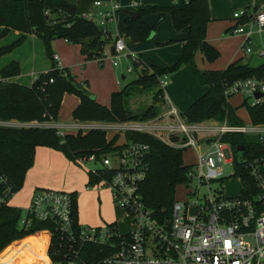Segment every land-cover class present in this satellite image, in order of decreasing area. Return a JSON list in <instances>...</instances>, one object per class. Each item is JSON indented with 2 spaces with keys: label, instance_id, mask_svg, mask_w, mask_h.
Wrapping results in <instances>:
<instances>
[{
  "label": "built area",
  "instance_id": "1",
  "mask_svg": "<svg viewBox=\"0 0 264 264\" xmlns=\"http://www.w3.org/2000/svg\"><path fill=\"white\" fill-rule=\"evenodd\" d=\"M121 11L116 0H93L92 10L82 14L98 26L105 38H114L110 57L114 66L120 54L133 64L141 62L136 52H124L126 38L117 25ZM232 17L237 20L232 34L244 36L241 50L248 54L252 51V31L246 25L255 24L258 32L262 31L264 11L243 8ZM54 58L57 61V55L54 54ZM57 66L63 67L58 62ZM132 70L131 66L126 68L127 72ZM158 83L162 89L167 86L166 73L158 78ZM224 94H240L249 105L258 103L264 98V73L235 79L227 85ZM255 94L262 96L256 98ZM0 127L54 128L61 135L103 129L107 137L115 133L122 135V140L117 141L122 144L119 149L102 155L99 160L94 153L77 160L100 162L88 168L100 176L92 185H105L109 189L113 202L128 217L131 228L121 231L116 220L97 225L81 224L73 215L72 191L36 188L18 223L28 226L32 218L49 222L51 226L28 235L46 233L45 254L50 264H264V152L249 151L243 144L242 149L235 148L223 138L229 133H244L264 143V123L188 122L168 103L164 111L148 119L66 123L0 119ZM127 131L147 133L175 148L193 149L196 154L197 159L188 164L186 180L182 182L187 197L173 200L168 217L155 215L142 199L140 182L148 167L146 158L150 146L145 141L126 140ZM223 163L232 166L229 175L222 172ZM230 175L239 181L236 193L227 194L222 186H209L210 181L221 184ZM14 192L8 176L0 169V209L9 205ZM53 236L57 238V246L64 244L68 249L57 262L48 255ZM84 244L96 248L84 256L81 255Z\"/></svg>",
  "mask_w": 264,
  "mask_h": 264
},
{
  "label": "trees",
  "instance_id": "2",
  "mask_svg": "<svg viewBox=\"0 0 264 264\" xmlns=\"http://www.w3.org/2000/svg\"><path fill=\"white\" fill-rule=\"evenodd\" d=\"M93 0H76L74 4L66 0H0V39L11 30L22 35L9 45H0V58L21 44L29 34L36 35L43 44L44 51L51 61V68L40 73L30 85L10 81L20 73L19 63L10 61L0 67V119H15L21 122L57 120L64 94H74L79 103L72 110L71 116L77 121L118 122L148 119L155 116L159 109L157 104L163 97V89L158 78L177 70L182 65H189L193 75L206 91L200 95L184 113L188 122L205 120L223 121L230 124H242L236 116L237 108L228 103L224 90L235 79L260 76L264 73V63L251 67L240 60L229 63L224 69H202L194 61L195 53L200 51L203 58L212 63L219 57V51L206 41L207 24L210 21L208 0H187L172 2L169 5L143 4L137 9L138 16L125 19L123 34L130 42H145L156 25L169 15L175 30L187 28L182 52L170 66L160 68L156 64L147 67L142 61L134 63L141 72L135 80L127 83L119 91L110 95L109 105H103L89 92L86 85L77 82L65 67L59 68L54 58L53 41L64 39L78 44L81 52L88 58H100L104 47L110 39L105 38L102 31L91 20L82 17L83 13L92 10ZM158 13L157 21L149 25L144 17ZM245 19V18H244ZM243 19V20H244ZM174 40L166 42L169 44ZM52 79V82H50ZM158 87L154 93L152 104L138 114L127 108L126 100L133 90H150ZM244 104H247L246 102ZM247 112L252 123H264V98L254 105L247 104ZM126 140L145 141L150 149L147 155L148 167L140 182V193L144 203L158 217L171 215L174 200V187L186 180L188 163L182 158V148H175L164 141L136 131H127ZM118 133L107 137L103 129H89L85 132H67L58 134L54 128H6L0 127V169L8 176L14 191L24 181L28 168L33 164L35 148L38 145L60 150L67 158L77 160L78 157L95 154L97 160L102 155L119 149ZM233 147L243 144L249 151L264 152V143L256 137L244 133H229L223 136ZM88 173L87 184L96 183L100 176ZM73 194V215H77L76 192ZM22 209L18 206H4L0 209V251L13 239L21 238L35 230L51 226L48 221L32 218L28 226L19 225ZM45 232L38 235H27L5 247L0 253V264H16V258L23 249L38 243L46 242ZM56 245H54V244ZM34 245V246H35ZM96 248L92 244L81 247V255L87 256ZM58 251V253L56 252ZM68 251L63 244L57 246V238L52 237L48 255L53 262Z\"/></svg>",
  "mask_w": 264,
  "mask_h": 264
},
{
  "label": "crops",
  "instance_id": "3",
  "mask_svg": "<svg viewBox=\"0 0 264 264\" xmlns=\"http://www.w3.org/2000/svg\"><path fill=\"white\" fill-rule=\"evenodd\" d=\"M66 1L72 4L76 2V0ZM116 1H118L122 7V11L118 14L117 25L119 30L123 32L125 26V19L128 17L124 10L137 11V9L143 4H157L165 6L169 5L172 2H180L187 0ZM208 5L211 19L207 24L206 41L209 44L213 45L219 51V57L223 56L224 58L221 61L220 67L204 68L203 66L197 64L198 57H200L201 60H204L202 53L200 51H197L195 53L194 58L195 64L199 68L221 70L224 69L229 63L237 60H240L243 63H247L251 67H256L264 63V28L262 31L258 32L257 26L255 24L246 25V28H250V30L252 31L250 35L252 42V51L248 54L243 53L241 50V44L243 42L244 36L232 34V29L237 24V20L233 19L232 17L233 13L243 8L264 11V0H208ZM158 17V13L149 14L144 17V20L147 22V24L152 25L157 21ZM187 32V28L175 30L170 16L165 15L163 20L160 21L156 25L155 29L151 32L153 35H150V37L145 42H130L128 39H126V47L127 50L136 52L139 55L140 60L147 67H149L151 64H156L160 68H165L172 65L175 60L178 59V57L181 55L183 42L187 36ZM21 35L22 34L20 32L11 30L7 35L0 39V45H9L15 40H17ZM170 40L174 41L169 44H166V42ZM111 47L112 44L109 47L108 53H111ZM52 48L54 54L58 57L57 62L60 63L61 66L67 68L69 72L74 76V79L77 82L86 85L89 92L95 96L97 102L108 106L109 104L103 103V100L110 101L111 93L122 89L118 87V84L120 83L116 80V77H112V75L110 74L109 76H107L106 72L103 69L104 65L102 64V59L103 55L106 56L105 47L103 55L100 58H88L85 54L81 52V48L78 44L69 43L64 39H55L53 41ZM13 60L19 63L20 73L17 76L11 78L10 81L17 82L23 85H30L38 74L47 72L51 68V61L45 54L42 41L34 34L26 35L20 45L13 48L8 54L2 56L0 58V67H3L4 65ZM177 70H175V72L173 71L174 73L170 75L171 81H168V84L165 87L169 90V94L172 95L171 98H173V100H178L174 96V86L177 81ZM125 78L126 76L122 74L121 79L124 80ZM205 90L206 89H201V93L193 94L187 100H196L200 95L205 92ZM66 97H69L66 107L67 117L63 118L62 112L61 110H59L58 118L56 120L58 123L75 121L71 116V112L78 105L79 99L77 97H70L64 94L62 102L65 101ZM40 146L43 147L44 145L36 146L35 155L37 154V150ZM32 165L28 168V170L32 167ZM36 187L37 185L32 184L31 182L27 185V189H25L24 193L20 194L16 193L15 191L12 197L10 198L9 205L18 206L21 209H25L29 203L32 192ZM84 188L85 190H89L87 183ZM102 188L108 189L107 187ZM75 190L77 191L76 188L70 189L69 191ZM96 196L99 197V194ZM99 200L101 201V198H98V201ZM84 215L86 216L87 213L84 212ZM101 217L102 216L99 215V218ZM77 219L81 224L86 225L89 223L87 221L82 220L79 215ZM110 221L113 220H109L106 222Z\"/></svg>",
  "mask_w": 264,
  "mask_h": 264
},
{
  "label": "rangeland",
  "instance_id": "4",
  "mask_svg": "<svg viewBox=\"0 0 264 264\" xmlns=\"http://www.w3.org/2000/svg\"><path fill=\"white\" fill-rule=\"evenodd\" d=\"M150 35L152 36L153 34L151 33ZM113 39L114 38L110 39L106 43V56L103 55L102 59V64L104 65L103 69L106 72L107 76H109L110 74L112 75V77H116V80L120 83L118 84V87L123 88L127 83L135 80L140 74L141 70L139 67H134L133 62H131L129 58L124 57L122 54L116 57L117 65L114 66L112 64L110 58L111 53H108V50L113 42ZM124 52L126 53L127 49H125ZM223 58V56L218 57V59L213 63H208L205 59L201 60L200 57H198V59L196 57L197 64L203 66L204 68L220 67ZM128 66H131L133 68L131 72L126 71V68ZM174 72L167 74V79L169 82L171 81L170 75ZM122 74L126 76L124 80L121 79ZM176 74L177 81L174 86V96L178 100H173V98H171L172 95L169 94V90L167 88H164L163 97L160 101L161 104H157V107L159 109V112L164 111L167 108V104L171 103L177 109L179 116L183 119L184 113L195 101L187 99L193 94L201 93V89H207V86L202 85L198 81V79L192 74L191 68L188 65H182L176 71ZM158 87L150 90H133V92L131 93V97L126 100V105L129 111L133 114H138L144 109L148 108V106L152 104L153 100H155L153 95ZM65 95L70 97H77L76 95L69 93H66ZM68 98L69 97H66L65 101L61 102L60 110L62 112L63 118L67 117L66 107ZM227 101L232 107L237 108L236 116L241 121H243L244 123L250 121L246 107L247 104H244L245 100L240 94L229 96ZM103 103L109 104V100H103ZM108 135L110 137L112 134ZM119 140H122V135L120 136ZM238 154H240V152H238ZM182 158L184 163L188 164L195 162L197 159L194 150L190 148L183 150ZM99 164L100 162H95L92 160H85L84 162L80 160H72L67 158L60 150H54L46 146H40L37 150V154L34 157V163L32 167L26 173L24 183L19 189L16 190V193H24L25 189H27V185L31 182L32 184L37 185L36 188L53 187L55 189H64L67 191L76 188L77 191H75L76 201L78 204V215L82 220L89 222L88 224L91 225L103 224L109 220H116L121 231L128 230L131 228L128 217L123 214L119 206L115 202H113L109 189L102 188L106 187L105 185L94 186L92 184H87L89 190H85L84 188L88 181V168L98 166ZM231 171L232 166L229 163L222 164V172L224 174L229 175ZM209 186L211 188L222 186V189L227 194H233L239 191V181L236 177L231 175L226 177L221 184L217 181H210ZM185 192L186 187L183 183L176 184L173 192L174 199H185L187 197ZM98 194L99 197L96 196ZM98 198H101V201H98ZM23 212L24 209H22V213ZM84 212L87 213L86 216L84 215ZM99 215H101L102 217L99 218ZM25 236H22L21 238ZM21 238L13 239L5 247ZM34 245L23 249L22 254L16 258V264H50L45 254L46 242L38 243L35 246Z\"/></svg>",
  "mask_w": 264,
  "mask_h": 264
},
{
  "label": "water",
  "instance_id": "5",
  "mask_svg": "<svg viewBox=\"0 0 264 264\" xmlns=\"http://www.w3.org/2000/svg\"><path fill=\"white\" fill-rule=\"evenodd\" d=\"M124 12L130 17V18H133V17H136L138 16V12L136 10H124ZM113 51H114V47L112 46L111 47V54H113ZM262 95L261 94H255V97L256 98H259L261 97ZM237 148L238 149H242L243 148V145H237Z\"/></svg>",
  "mask_w": 264,
  "mask_h": 264
}]
</instances>
